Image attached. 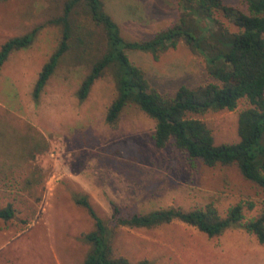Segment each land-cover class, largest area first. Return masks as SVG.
<instances>
[{"label": "rangeland", "instance_id": "rangeland-1", "mask_svg": "<svg viewBox=\"0 0 264 264\" xmlns=\"http://www.w3.org/2000/svg\"><path fill=\"white\" fill-rule=\"evenodd\" d=\"M67 0H0V45L38 28L30 47L13 49L0 73V207L12 203L15 217L0 220V264H83L91 247L82 235L94 229L86 208L75 198L87 195L96 215L108 222L113 205L122 215L180 208L191 211L214 204L220 215L244 204V221L264 210V189L242 177L236 166H207L190 160L175 146L158 149L155 121L128 104L116 125L105 119L115 98L110 72L97 80L80 101L76 91L101 57L104 34L83 7L71 13L69 49L38 100L33 87L58 48ZM127 39L149 38L178 22L179 0H101ZM241 10V0H224ZM230 30L235 29L217 14ZM77 34L85 44L78 45ZM79 52L81 53L79 55ZM152 87L172 97L182 86L212 81L205 58L180 42L158 60L129 51ZM33 80L25 81L24 67ZM28 83L25 85V82ZM240 100L233 111L208 110L190 117L204 121L217 145L235 144ZM254 204L252 210L249 205ZM114 255L150 264H264V244L240 227L208 237L174 221L156 228L116 229Z\"/></svg>", "mask_w": 264, "mask_h": 264}, {"label": "trees", "instance_id": "trees-1", "mask_svg": "<svg viewBox=\"0 0 264 264\" xmlns=\"http://www.w3.org/2000/svg\"><path fill=\"white\" fill-rule=\"evenodd\" d=\"M241 1L246 10L227 5L224 0H179L180 17L175 25L149 38L126 40L101 0H67L63 15L50 22L62 27V36L58 48L39 74L32 98L38 100L69 49L70 16L75 7L81 6L94 24L101 27L104 48L101 57L91 62L90 71L76 91L77 98L84 100L96 81L110 72L116 95L106 110L108 124L116 125L124 107L135 104L155 121L153 140L158 149L173 145L190 160L199 159L207 166H236L243 178L264 189V0ZM218 13L234 31L220 21ZM37 32L38 28H35L3 42L0 45V69L13 49L30 47ZM75 41L78 45L85 44L86 38L77 34ZM180 42L205 58L213 80L192 88L182 86L172 97H166L152 87L145 71L131 60L128 52H149L158 60ZM242 99L250 107L239 113L238 143L217 145L208 125L190 117L208 110L233 111ZM75 201L88 210L94 222L93 231L82 235L91 247L83 264H150L147 259L131 262L114 255L112 242L116 229H153L174 221L195 227L208 237L240 227L264 244V210L258 217L243 222V203L231 207L226 216L220 215L212 203L191 211L169 208L126 216L113 205V214L106 222L96 215L87 195L77 196ZM253 208L254 204H250L249 209ZM16 211L12 203L0 207V220L14 218Z\"/></svg>", "mask_w": 264, "mask_h": 264}, {"label": "crops", "instance_id": "crops-1", "mask_svg": "<svg viewBox=\"0 0 264 264\" xmlns=\"http://www.w3.org/2000/svg\"><path fill=\"white\" fill-rule=\"evenodd\" d=\"M8 60H9V58H8ZM8 60H6V62H7ZM6 62L2 65V67H1V69H0V73H1L2 68L5 66ZM23 67H24L23 75H24V77H25V81H26V80H28V81L31 80V81H32V80H33V76H34L32 70L29 71L27 65H23ZM41 71H42V70H41ZM39 74H40V73H39ZM37 80H38V79H37ZM28 81L25 82V85L28 83ZM36 82H37V81H36ZM35 85H36V83H35ZM142 260H144V259H142Z\"/></svg>", "mask_w": 264, "mask_h": 264}]
</instances>
